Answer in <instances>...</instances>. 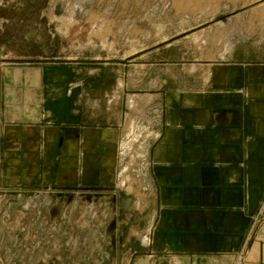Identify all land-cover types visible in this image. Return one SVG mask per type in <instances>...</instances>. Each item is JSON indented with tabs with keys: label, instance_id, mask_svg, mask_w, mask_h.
<instances>
[{
	"label": "rangeland",
	"instance_id": "1",
	"mask_svg": "<svg viewBox=\"0 0 264 264\" xmlns=\"http://www.w3.org/2000/svg\"><path fill=\"white\" fill-rule=\"evenodd\" d=\"M224 61L264 62V0H0V132L7 117L48 122L52 110L120 124L117 178L130 180L48 196L0 191V264H236L238 254L158 248L149 158L157 92L202 83Z\"/></svg>",
	"mask_w": 264,
	"mask_h": 264
},
{
	"label": "crops",
	"instance_id": "2",
	"mask_svg": "<svg viewBox=\"0 0 264 264\" xmlns=\"http://www.w3.org/2000/svg\"><path fill=\"white\" fill-rule=\"evenodd\" d=\"M202 81L166 85L156 94L163 112L149 153L154 242L167 252L232 259L242 251V264H264V220L251 230L264 200V62L212 64ZM60 116L52 110L48 122L7 117L0 132L2 185H115L121 125ZM141 138L135 132L129 145Z\"/></svg>",
	"mask_w": 264,
	"mask_h": 264
},
{
	"label": "built area",
	"instance_id": "3",
	"mask_svg": "<svg viewBox=\"0 0 264 264\" xmlns=\"http://www.w3.org/2000/svg\"><path fill=\"white\" fill-rule=\"evenodd\" d=\"M154 112H157L159 114V118L162 117V112H163L162 105L160 104V106L157 107V109ZM160 122H161V118L158 119V122L156 123V125H158ZM151 132L152 133L149 134L150 137L153 136L155 138H158V136H159L158 132L155 133L154 130H152ZM118 150H119V154H123L122 153V151H124L123 143H120ZM129 181L130 180L126 176H125L124 179H123V176L120 177L119 179L117 178V182L115 184V187L118 188V187H121V186H125L126 183L129 182ZM7 188H11V187H6L5 186V188H2L0 186V191H8V190H10V189H7ZM13 190L19 191V192L20 191H22V192L32 191V192H34L35 196H39V195L48 196L51 193L55 192V189H53L52 187L32 188V187H27V186H19V187H16L15 189H13ZM52 206L54 207V209L56 208L57 210H59L62 205L59 202V200L57 199V200H55V203H54V201L51 203V207ZM263 220H264V200L260 204L257 213L255 214V216L252 219L251 230H253ZM237 259H238V262H236V264H241V261L243 260V252L242 251L238 253Z\"/></svg>",
	"mask_w": 264,
	"mask_h": 264
},
{
	"label": "water",
	"instance_id": "4",
	"mask_svg": "<svg viewBox=\"0 0 264 264\" xmlns=\"http://www.w3.org/2000/svg\"><path fill=\"white\" fill-rule=\"evenodd\" d=\"M0 151H1V141H0ZM54 189H58V188L54 187ZM60 189L71 190V189H78V188L77 187H63V188H60ZM83 189H89V188L88 187H83ZM91 189L101 190L100 187L91 188ZM56 212H57V209L55 208V209L52 210L51 215L53 216Z\"/></svg>",
	"mask_w": 264,
	"mask_h": 264
},
{
	"label": "flooded vegetation",
	"instance_id": "5",
	"mask_svg": "<svg viewBox=\"0 0 264 264\" xmlns=\"http://www.w3.org/2000/svg\"><path fill=\"white\" fill-rule=\"evenodd\" d=\"M59 189H60V188H59ZM89 189H91V188H89ZM59 194H63V193L60 192ZM63 195H64V194H63ZM63 195H62V197H63Z\"/></svg>",
	"mask_w": 264,
	"mask_h": 264
},
{
	"label": "bare ground",
	"instance_id": "6",
	"mask_svg": "<svg viewBox=\"0 0 264 264\" xmlns=\"http://www.w3.org/2000/svg\"><path fill=\"white\" fill-rule=\"evenodd\" d=\"M126 175H123V179L125 178Z\"/></svg>",
	"mask_w": 264,
	"mask_h": 264
}]
</instances>
